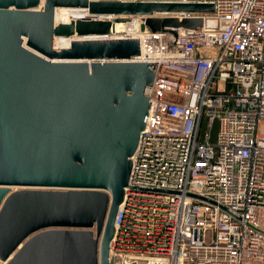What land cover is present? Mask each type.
I'll return each instance as SVG.
<instances>
[{
	"label": "water",
	"instance_id": "1",
	"mask_svg": "<svg viewBox=\"0 0 264 264\" xmlns=\"http://www.w3.org/2000/svg\"><path fill=\"white\" fill-rule=\"evenodd\" d=\"M58 8L111 20L55 24ZM211 11L165 2L0 0L1 263L113 264L108 245L123 188L180 195L126 186L156 63L131 61L137 39L83 38L101 37L128 17H144L141 32L195 29L201 20L155 15ZM74 36L82 40L53 48L54 37Z\"/></svg>",
	"mask_w": 264,
	"mask_h": 264
},
{
	"label": "built area",
	"instance_id": "2",
	"mask_svg": "<svg viewBox=\"0 0 264 264\" xmlns=\"http://www.w3.org/2000/svg\"><path fill=\"white\" fill-rule=\"evenodd\" d=\"M90 1L212 6L155 15L202 23L145 29L149 51L137 40L131 61L156 67L126 186L180 195L123 188L113 264H264V0ZM72 10L68 23L111 20ZM127 20L131 31L83 39H130L144 17Z\"/></svg>",
	"mask_w": 264,
	"mask_h": 264
},
{
	"label": "bare ground",
	"instance_id": "3",
	"mask_svg": "<svg viewBox=\"0 0 264 264\" xmlns=\"http://www.w3.org/2000/svg\"><path fill=\"white\" fill-rule=\"evenodd\" d=\"M74 12H75V10L68 9V8L56 9L55 10V22L56 23H62V24L68 23V21L70 20V15L71 16L76 15V14H74ZM120 19L122 20V19H128V18H120ZM112 27L114 29L113 32L117 33V34L122 33V32L131 31V28H128V29L125 28L126 25L123 22H121V23L120 22L119 23L113 22ZM134 31L136 34L133 35V33H130V34H132L131 35L132 37L130 39H137L140 43H145L146 38H148L149 36H145V34L142 32L137 33L136 28ZM68 43H69L68 38L54 37L52 45H53V48H55V49H59V48L65 49L68 47Z\"/></svg>",
	"mask_w": 264,
	"mask_h": 264
},
{
	"label": "rangeland",
	"instance_id": "4",
	"mask_svg": "<svg viewBox=\"0 0 264 264\" xmlns=\"http://www.w3.org/2000/svg\"><path fill=\"white\" fill-rule=\"evenodd\" d=\"M118 23L120 22H123V23H127V22H129V20H127V19H124V20H120V21H117ZM125 30V29H124ZM113 34H116V33H113ZM154 44V42H152V41H146V43H145V49L146 50H150V48H151V46ZM13 190V189H12ZM208 238H210V233H206V239H207V241H208ZM0 264H3V263H1L0 262Z\"/></svg>",
	"mask_w": 264,
	"mask_h": 264
},
{
	"label": "trees",
	"instance_id": "5",
	"mask_svg": "<svg viewBox=\"0 0 264 264\" xmlns=\"http://www.w3.org/2000/svg\"><path fill=\"white\" fill-rule=\"evenodd\" d=\"M214 132H215V130H214Z\"/></svg>",
	"mask_w": 264,
	"mask_h": 264
}]
</instances>
